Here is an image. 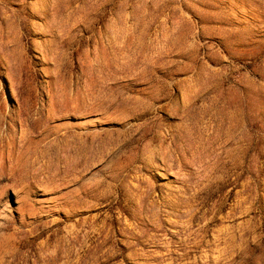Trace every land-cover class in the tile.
<instances>
[{"label":"rangeland","instance_id":"1","mask_svg":"<svg viewBox=\"0 0 264 264\" xmlns=\"http://www.w3.org/2000/svg\"><path fill=\"white\" fill-rule=\"evenodd\" d=\"M0 264H264V0H0Z\"/></svg>","mask_w":264,"mask_h":264},{"label":"bare ground","instance_id":"2","mask_svg":"<svg viewBox=\"0 0 264 264\" xmlns=\"http://www.w3.org/2000/svg\"><path fill=\"white\" fill-rule=\"evenodd\" d=\"M5 209H6V208H5ZM226 237H227V236H226ZM220 238H221V236H220ZM235 239H236V238H235ZM235 239H234V240H235ZM229 241H230V240H229ZM223 242H224V241H223ZM213 245H214V244H213ZM229 245H230V244H229ZM232 245H234V244H232ZM216 246H217V245H216ZM220 247H221V246H220ZM220 247H219V248H220ZM218 250H219V249H218ZM218 252H219V251H218ZM214 253H215V252H214ZM221 254H222V253H221ZM214 257H215V256H214ZM212 258H213V257H212ZM221 258H222V257H221ZM219 260H220V259H219ZM212 261H213V260H212Z\"/></svg>","mask_w":264,"mask_h":264}]
</instances>
